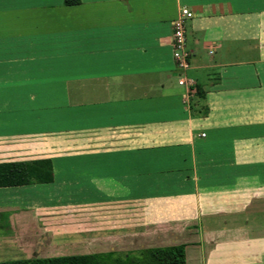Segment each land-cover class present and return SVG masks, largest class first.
<instances>
[{"label": "crops", "instance_id": "crops-1", "mask_svg": "<svg viewBox=\"0 0 264 264\" xmlns=\"http://www.w3.org/2000/svg\"><path fill=\"white\" fill-rule=\"evenodd\" d=\"M40 158L51 182L0 187V262L183 244L264 264V0H0V162Z\"/></svg>", "mask_w": 264, "mask_h": 264}, {"label": "trees", "instance_id": "trees-1", "mask_svg": "<svg viewBox=\"0 0 264 264\" xmlns=\"http://www.w3.org/2000/svg\"><path fill=\"white\" fill-rule=\"evenodd\" d=\"M79 1L63 0V4L75 5ZM195 90L196 94L202 97L199 88ZM52 179L53 171L49 158L0 162V187L48 183ZM113 255V253L68 255L1 261L0 264H112L108 263V260ZM113 264H185L184 245L141 249L125 254L124 258L117 257Z\"/></svg>", "mask_w": 264, "mask_h": 264}, {"label": "built area", "instance_id": "built-area-1", "mask_svg": "<svg viewBox=\"0 0 264 264\" xmlns=\"http://www.w3.org/2000/svg\"><path fill=\"white\" fill-rule=\"evenodd\" d=\"M192 13L185 7L180 8L177 17L172 20L171 48L175 68L180 72L178 84L187 88L193 87L195 82L185 75L189 68L190 52L186 46L185 20L190 18ZM211 52V51H210ZM201 135H204L203 133Z\"/></svg>", "mask_w": 264, "mask_h": 264}, {"label": "rangeland", "instance_id": "rangeland-1", "mask_svg": "<svg viewBox=\"0 0 264 264\" xmlns=\"http://www.w3.org/2000/svg\"><path fill=\"white\" fill-rule=\"evenodd\" d=\"M242 57L243 58H246V54L244 53L243 55H242ZM188 70V69H187ZM186 70V72H185V75L186 76H188V75H190L189 74V70L187 71ZM73 92V91H72ZM71 92V93H72ZM74 93V92H73ZM75 136L74 135H72L71 137H70V139H69V142H68V147H69V149H71V148H74L75 147V145H76V142H75ZM72 139V140H71ZM1 190V189H0ZM11 192H12V190H11ZM10 191L8 192H5V191H0V198H12V193H11ZM17 193V192H16ZM28 192L27 191H23L22 193L19 191L17 194H24V195H26ZM16 194V195H17ZM59 209V208H58ZM57 209V210H58ZM55 214H57V213H55ZM67 218H65V215L64 214H60L59 212H58V214L55 216V218H51L50 219V222H52V223H50L51 225H55V226H60V225H63V224H66V225H68V226H73L74 224H75V222H76V219H75V217H76V215H75V208L73 207V209H71V210H69L68 212H67ZM43 219V218H42ZM42 219L40 218L39 220H40V222H42ZM4 220H2V219H0V228H2L3 227V229H4V227H6V225L4 226Z\"/></svg>", "mask_w": 264, "mask_h": 264}]
</instances>
